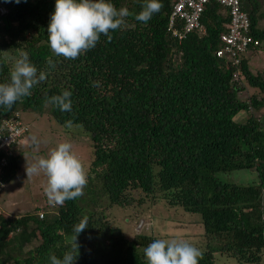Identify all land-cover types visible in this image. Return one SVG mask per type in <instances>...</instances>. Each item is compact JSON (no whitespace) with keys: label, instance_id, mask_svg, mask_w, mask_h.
I'll return each mask as SVG.
<instances>
[{"label":"trees","instance_id":"1","mask_svg":"<svg viewBox=\"0 0 264 264\" xmlns=\"http://www.w3.org/2000/svg\"><path fill=\"white\" fill-rule=\"evenodd\" d=\"M175 1L161 0V11L143 23L135 16L145 0H110L132 15L110 32L111 42L102 34L95 48L67 60L49 46L55 0H0L6 9L0 14V83L9 81L8 59L21 51L48 73L31 96L0 107V122L11 116L28 125L22 112H47L59 124L81 125L92 145L81 197L62 206L47 201L16 216L0 209V264L62 258L84 217L88 227L77 237L75 264H148L144 249L158 239L155 234L127 236L106 216L109 206L145 202L199 215V264H222L218 254L237 264H264V69L251 64L264 52V0L242 2L258 44L237 64L215 52L228 28V8L207 1L200 17L204 31L178 38L169 29ZM182 24L177 17L173 27L180 31ZM63 90L72 92L71 112L45 103ZM242 111L244 120H236ZM28 133L29 125L23 138ZM19 147L3 170L4 183L18 170ZM235 169L255 170L256 178L241 184L221 176Z\"/></svg>","mask_w":264,"mask_h":264},{"label":"clouds","instance_id":"2","mask_svg":"<svg viewBox=\"0 0 264 264\" xmlns=\"http://www.w3.org/2000/svg\"><path fill=\"white\" fill-rule=\"evenodd\" d=\"M162 8L161 0H145L135 19L147 23ZM130 15L126 7L117 9L110 0H55L47 28L50 50L56 56L76 60L95 48L102 34L111 42L110 32L121 28ZM47 65L56 67L51 58ZM47 75V71L37 69L26 51H21L10 71L9 81L0 83V107L10 109L17 101L31 96L33 87L45 81ZM71 97V91L63 90L59 95L46 97L45 103L55 105L61 112H71ZM65 124L70 128L73 122L68 120ZM33 143L38 147L40 141L33 137ZM40 173L47 177L45 194L52 205L62 206L65 201L81 197L88 183L87 170L70 142L59 143L47 156L33 157L31 162L26 160L28 177ZM87 227V217L74 225L71 250L62 258L50 254V264H75L80 247L77 237ZM144 255L148 264H199L203 253L186 240L155 239L144 249Z\"/></svg>","mask_w":264,"mask_h":264},{"label":"rangeland","instance_id":"3","mask_svg":"<svg viewBox=\"0 0 264 264\" xmlns=\"http://www.w3.org/2000/svg\"><path fill=\"white\" fill-rule=\"evenodd\" d=\"M253 55V53H252ZM13 68L14 58L8 59ZM255 70L264 69V52L254 54L251 60ZM245 111L236 115V120H244ZM22 118L29 125V133L20 144L21 155L18 158V170L10 180L4 183V190L0 196V209L10 215H21L35 206H42L48 201L45 194L47 177L43 173L28 177L26 174V160L31 162L33 157L47 156L49 151L61 142H70L73 151L80 157L84 166L88 164L91 156V137L89 132L81 125L73 124L67 127L66 124H59L48 117L45 113L22 112ZM33 137L40 143L37 147L33 143ZM221 176L230 182L248 183L256 178V172L252 169H235L222 172ZM106 216L113 226L127 236L135 232L155 234L158 239L186 240L198 249L202 248L200 238L201 226L198 224L197 213L184 211L180 206H167L157 202L151 204L145 202L139 207L122 208L117 205L109 206ZM142 219L145 223L138 231L137 224ZM222 264H237L231 257L218 254Z\"/></svg>","mask_w":264,"mask_h":264},{"label":"built area","instance_id":"4","mask_svg":"<svg viewBox=\"0 0 264 264\" xmlns=\"http://www.w3.org/2000/svg\"><path fill=\"white\" fill-rule=\"evenodd\" d=\"M209 0H176L173 3L172 11L169 16V29L178 38L184 37L185 33L191 30L204 31L200 21L201 12L204 4ZM228 8L229 24L225 32L219 36V45L216 48V55L228 56L232 63L240 61V55L246 52L249 47L258 44L250 30V21L247 12L243 9V0H215ZM6 9L0 5V14ZM183 20L182 30L178 31L173 27L176 18ZM28 130V125L14 117L3 118L0 122V190L4 186L3 170L8 164L9 157L13 153V147L21 144L23 134ZM43 211L39 212V216ZM145 222L140 219L137 229L140 231ZM147 225V223H145Z\"/></svg>","mask_w":264,"mask_h":264}]
</instances>
